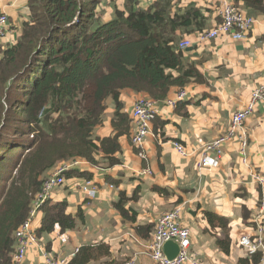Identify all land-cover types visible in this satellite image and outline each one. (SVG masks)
<instances>
[{
  "label": "trees",
  "instance_id": "trees-1",
  "mask_svg": "<svg viewBox=\"0 0 264 264\" xmlns=\"http://www.w3.org/2000/svg\"><path fill=\"white\" fill-rule=\"evenodd\" d=\"M242 1L251 13H264V0ZM176 2L156 0L142 8L126 0L125 9L114 5L106 20L98 0L28 1L30 18L23 22L17 42L0 50V128L8 121L18 122L23 127L17 132L27 136L5 144L0 140V147L8 145L7 153L0 152V168L12 149H21L17 159L7 164L10 170L0 174V264H15L14 232L28 217L48 171L59 161L80 157L96 165L101 152L108 166L121 162L115 156L121 152L119 139L129 136L132 128L120 100L123 90L161 102L174 86L205 81L177 44L183 36L207 28L208 16L194 3L181 7ZM110 100L115 106V134L100 137L97 131L104 124ZM9 108L12 116L7 117ZM78 175L89 177L83 172ZM138 195L139 188L131 197L121 192L114 203L124 220L135 218L125 205ZM67 207V201L45 203L42 224L36 230L40 240L56 224L62 230L74 229L84 219L83 210L73 215ZM206 217L212 227L223 230L216 242L229 254L228 220L210 211ZM151 230L147 227V232ZM44 245L51 251L49 244ZM108 255V244L90 243L80 247L67 264H88ZM259 259L258 254H246L238 264H257Z\"/></svg>",
  "mask_w": 264,
  "mask_h": 264
},
{
  "label": "crops",
  "instance_id": "crops-1",
  "mask_svg": "<svg viewBox=\"0 0 264 264\" xmlns=\"http://www.w3.org/2000/svg\"><path fill=\"white\" fill-rule=\"evenodd\" d=\"M29 0H0V12L9 15V29L0 38V50L16 43L24 21L29 20ZM137 6L150 7L156 0H134ZM242 7V0L236 2ZM194 3L208 16V27L220 21L218 3L213 0H177L185 7ZM104 19L111 18L114 5L125 9L124 3L106 2L99 4ZM246 8V7H245ZM257 21L248 36L234 40L221 36L212 40L198 41L197 34L191 37L192 46L183 52L185 58L196 63L205 77L202 83L190 82L184 88L187 98L171 107L163 101L158 104V113L152 122L151 133L144 148L147 154L142 159L140 149L130 142L129 136L120 137L121 152L115 153L121 162L108 166L104 154L96 155L98 164L87 162L83 172L89 175L98 187L95 198H88L74 182L86 175L71 171L64 187L55 190L53 201H67V212L76 214L83 210L84 219L69 230V240L62 244L56 230L43 235L41 242L50 245L57 258L66 257L68 262L73 253L83 245L105 243L110 246V255L88 264H112L130 261V264H154L147 252V242L153 235L160 215L177 206L182 208V221L190 228L192 252L199 254L200 264H238L246 258L245 250L238 239L242 232L250 231L255 213L260 208L261 190L252 177L253 173L264 174V104L258 103L256 110L245 121L247 131V162L240 155V145L235 140L224 146L214 168L199 171L197 163L201 146L219 137L229 128L232 115L243 108L250 99L253 89L264 82V13H251ZM179 87H172L167 97L173 96ZM140 93L123 90L120 100L131 117L132 107ZM114 102L110 100L105 112V121L98 129L100 137L115 134L112 126ZM133 128H131L130 134ZM178 140L188 148L186 157L180 155L172 141ZM150 172L144 173V168ZM110 185H113L112 188ZM139 188L136 200H129L125 208L134 219H125L114 206L123 192L131 197ZM160 189H163L162 192ZM228 220L231 252L225 253L217 245L223 236L220 227H212L206 212ZM42 214L35 219L33 228L42 224ZM151 227V232H147ZM146 231L143 235L141 232ZM137 236L135 240L132 236ZM24 264H46L40 248L33 246Z\"/></svg>",
  "mask_w": 264,
  "mask_h": 264
},
{
  "label": "built area",
  "instance_id": "built-area-1",
  "mask_svg": "<svg viewBox=\"0 0 264 264\" xmlns=\"http://www.w3.org/2000/svg\"><path fill=\"white\" fill-rule=\"evenodd\" d=\"M113 0H98L99 4H104ZM117 3H123L125 0H114ZM218 3V13L220 21L210 29H204L196 32L198 41L212 40L221 36H228L234 40L245 39L250 31L255 26L256 17L249 14L248 10L231 0H213ZM9 15L6 12H0V38L6 36L9 29ZM193 40L191 37L181 39L178 44V50L184 51L192 46ZM187 98L185 88H179L173 96L166 97L164 103L168 106L175 107L180 102ZM258 103L264 104V82L256 86L250 96L247 104L234 112L231 118L229 128L225 134L216 137L215 139L201 146V156L197 163L199 171L206 168H214L217 165V158L222 154L225 145L235 140L240 145V155L243 162H247L248 140L247 131L245 129L246 119L254 113ZM159 101L154 100L146 94H140L135 100L132 112V132L130 134V142L133 146L140 149L139 156L144 159L145 154L141 149L144 148V143L151 133L153 120L158 113ZM42 114V113H41ZM33 136V135H32ZM177 152L183 157L191 154L182 142L178 140L172 141ZM88 161L85 158H71L68 160L59 161L52 169H50L44 178L41 188L35 193L28 217L15 230L16 239L15 252L13 261L15 264H24L27 259L30 249L37 245L45 258L46 264H67L66 257L57 258L48 251L46 246L41 242L33 228L35 219L42 213V208L47 202H54L55 190L64 187L67 183V173L78 170L83 172L84 165ZM144 173H149L150 168L146 167ZM84 173V172H83ZM78 178L74 182V186L80 189L88 198H95L98 192V187L89 177ZM252 177L258 183L261 190L260 208L254 214L250 231L242 232L239 236L238 243L245 248L248 255L258 254L260 262L264 264V174L253 173ZM114 188L113 185H110ZM182 208L177 206L171 211L162 213L154 227L153 235L147 242V252L154 264H200L201 259L198 253L192 252L190 249V228L182 221ZM54 230L58 233V238L62 244L69 240V230H62L59 224L55 225ZM53 230V231H54ZM138 240L137 236H132ZM174 240L179 244V253L173 259H169L164 250L166 241ZM79 249L73 253L76 255ZM131 262H121L118 264H130Z\"/></svg>",
  "mask_w": 264,
  "mask_h": 264
},
{
  "label": "rangeland",
  "instance_id": "rangeland-1",
  "mask_svg": "<svg viewBox=\"0 0 264 264\" xmlns=\"http://www.w3.org/2000/svg\"><path fill=\"white\" fill-rule=\"evenodd\" d=\"M8 111H9V115H7V117L12 116L11 108H9ZM22 127H23V125L21 123H18V122L17 123H14L13 121H11V122L8 121V122L4 123L2 125V128H0V136H1L0 137V140L2 142H4V144L7 143L8 140L19 141L20 138H22V137L24 138V140H26V137L27 136H25L24 134H20V133L17 132V129H21ZM9 144H10L9 146H12L13 142H10ZM7 146L8 145H6V147ZM6 147L5 148L3 146L0 147V152H1L2 155H4L5 153H7ZM20 150L21 149L20 148H17V147L14 150L12 149V153H11L9 159H7L5 161L6 163H5L4 167L3 168H0V174L1 173L8 172L10 170V168L7 166V164H10V163H12L13 161H15L17 159V158H14V157L18 154V152ZM14 173H15V171H14ZM243 249L245 250V248H243ZM245 252H246V250H245ZM246 254H248V253L246 252ZM255 255H257V254L250 255V256H255ZM106 260H108V261H106L107 264H112L113 263V261L111 260V258H107ZM259 262H260V259L257 262V264Z\"/></svg>",
  "mask_w": 264,
  "mask_h": 264
},
{
  "label": "water",
  "instance_id": "water-1",
  "mask_svg": "<svg viewBox=\"0 0 264 264\" xmlns=\"http://www.w3.org/2000/svg\"><path fill=\"white\" fill-rule=\"evenodd\" d=\"M179 244L174 240L166 241L163 250L169 259H173L179 253Z\"/></svg>",
  "mask_w": 264,
  "mask_h": 264
},
{
  "label": "clouds",
  "instance_id": "clouds-1",
  "mask_svg": "<svg viewBox=\"0 0 264 264\" xmlns=\"http://www.w3.org/2000/svg\"><path fill=\"white\" fill-rule=\"evenodd\" d=\"M113 1H114V0H113ZM125 1H126V0H125ZM125 1H124V2H125ZM110 2H112V1H110ZM114 2H116V1H114ZM124 2H123V3H124ZM116 3H117V2H116Z\"/></svg>",
  "mask_w": 264,
  "mask_h": 264
}]
</instances>
